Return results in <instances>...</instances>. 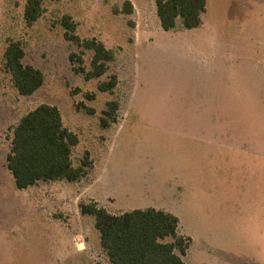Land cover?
I'll list each match as a JSON object with an SVG mask.
<instances>
[{
    "label": "rangeland",
    "instance_id": "rangeland-1",
    "mask_svg": "<svg viewBox=\"0 0 264 264\" xmlns=\"http://www.w3.org/2000/svg\"><path fill=\"white\" fill-rule=\"evenodd\" d=\"M131 1L134 12H125ZM26 0H0V264H111L95 218L155 207L180 218L193 239L186 264H264V0H208L200 27L166 31L155 0H44L32 26ZM71 16L82 39L116 59L88 80L82 48L65 37ZM10 41L44 85L23 96L5 70ZM93 52L83 54L86 70ZM113 75V92L98 85ZM118 121L101 124L107 103ZM60 108L79 137L73 161L93 166L77 182L19 189L6 165L13 129L37 106Z\"/></svg>",
    "mask_w": 264,
    "mask_h": 264
},
{
    "label": "trees",
    "instance_id": "trees-1",
    "mask_svg": "<svg viewBox=\"0 0 264 264\" xmlns=\"http://www.w3.org/2000/svg\"><path fill=\"white\" fill-rule=\"evenodd\" d=\"M157 14L164 30L174 29L178 20L186 29L202 25V15L208 0H155ZM44 0H26L24 20L28 26L37 22L44 13ZM125 12H134L131 1L126 2ZM62 24L68 41L77 43L83 50L76 70L88 80L104 76L109 63L116 59L113 49L97 38L82 39L76 34L77 25L71 16H65ZM93 52L90 69L86 70L83 54ZM25 50L20 42L10 41L5 50V70L11 75L19 94L33 95L45 82L44 73L33 65L23 62ZM118 78L113 75L98 85L100 92H113ZM120 103H107L101 117L104 128L118 121ZM79 144L78 135L64 125L60 108L43 103L23 116L13 129L10 151L6 165L12 173L16 186L23 190L40 182H77L87 176L93 166L86 153L78 166L73 161V147ZM83 215L95 218L100 233L101 246L111 264H186L185 256L192 245L190 236L180 234V218L167 210L155 207L135 208L116 215L108 212L97 202H82Z\"/></svg>",
    "mask_w": 264,
    "mask_h": 264
}]
</instances>
